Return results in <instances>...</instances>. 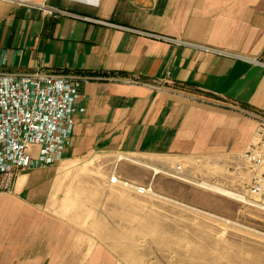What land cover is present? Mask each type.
<instances>
[{
    "label": "crops",
    "instance_id": "crops-1",
    "mask_svg": "<svg viewBox=\"0 0 264 264\" xmlns=\"http://www.w3.org/2000/svg\"><path fill=\"white\" fill-rule=\"evenodd\" d=\"M30 1L0 0V72L90 77L61 161L0 185V264H128L105 242L120 236L92 171L75 169L89 153L187 176L264 170L246 113L264 114V0Z\"/></svg>",
    "mask_w": 264,
    "mask_h": 264
},
{
    "label": "rangeland",
    "instance_id": "rangeland-1",
    "mask_svg": "<svg viewBox=\"0 0 264 264\" xmlns=\"http://www.w3.org/2000/svg\"><path fill=\"white\" fill-rule=\"evenodd\" d=\"M153 164L115 152L75 162L76 170L92 171L96 214L111 216L112 234L120 237L105 242L119 257L128 264H264V170L187 176ZM141 185L150 190L134 188Z\"/></svg>",
    "mask_w": 264,
    "mask_h": 264
},
{
    "label": "built area",
    "instance_id": "built-area-1",
    "mask_svg": "<svg viewBox=\"0 0 264 264\" xmlns=\"http://www.w3.org/2000/svg\"><path fill=\"white\" fill-rule=\"evenodd\" d=\"M16 2L27 7L34 5L30 0ZM89 77L71 71L0 72V185L3 190H12V182L19 172L54 165L62 159L78 110L79 88ZM246 113L257 120L259 133V142L247 153V159L254 165H262L264 114ZM134 188L140 193L146 190L144 186ZM257 189L253 186L251 191Z\"/></svg>",
    "mask_w": 264,
    "mask_h": 264
},
{
    "label": "bare ground",
    "instance_id": "bare-ground-1",
    "mask_svg": "<svg viewBox=\"0 0 264 264\" xmlns=\"http://www.w3.org/2000/svg\"><path fill=\"white\" fill-rule=\"evenodd\" d=\"M208 188L209 189H212V190H215L218 193L225 194V195H229V196H232V197H234L236 199H240V200L242 199V200H244L241 196L237 195L236 193H232V192H229V191H225V190L219 189L217 187H210L209 186Z\"/></svg>",
    "mask_w": 264,
    "mask_h": 264
}]
</instances>
